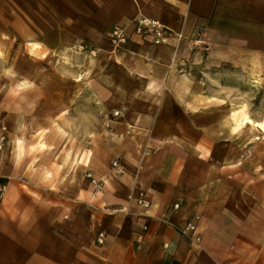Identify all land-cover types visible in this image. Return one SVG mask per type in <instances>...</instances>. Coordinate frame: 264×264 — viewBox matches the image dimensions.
Wrapping results in <instances>:
<instances>
[{"label": "rangeland", "instance_id": "374dc122", "mask_svg": "<svg viewBox=\"0 0 264 264\" xmlns=\"http://www.w3.org/2000/svg\"><path fill=\"white\" fill-rule=\"evenodd\" d=\"M205 32L202 42L141 41L146 53L129 42H37L24 30L0 32V132L7 134L0 152L21 167L29 160L24 178L38 181L33 163L48 153L64 152L83 167L92 146L102 170L118 136L139 140L142 152L166 139L198 156L180 162L205 178L206 196L228 199L242 241L253 236L264 264V129L234 131L232 119L245 110L264 125V42H209ZM120 160L111 158L109 168ZM193 177V189H202Z\"/></svg>", "mask_w": 264, "mask_h": 264}, {"label": "crops", "instance_id": "0c3cea01", "mask_svg": "<svg viewBox=\"0 0 264 264\" xmlns=\"http://www.w3.org/2000/svg\"><path fill=\"white\" fill-rule=\"evenodd\" d=\"M2 4L9 9H0V32L24 30L37 42H110L116 26L142 16L190 39L198 26H205L209 42H264V0H0V8ZM140 42L129 41V46L146 53ZM114 139L105 169H97L92 146L94 158L83 167L64 152L48 153L36 159L41 165L33 163V171L41 172L38 181L24 178L29 160L21 167L11 153L0 152V264H263L252 249L253 236L242 241V223L226 207L228 199L206 196L205 178L189 162H180V156L197 155L179 152L166 139L154 152H142L139 140L124 135ZM114 157H120V164L110 169ZM194 175L202 189L191 186ZM194 216H199V244L181 231ZM143 223L148 230L139 239Z\"/></svg>", "mask_w": 264, "mask_h": 264}, {"label": "built area", "instance_id": "2783aa9c", "mask_svg": "<svg viewBox=\"0 0 264 264\" xmlns=\"http://www.w3.org/2000/svg\"><path fill=\"white\" fill-rule=\"evenodd\" d=\"M204 31L205 26H198L194 37L190 39V42H202ZM108 39L112 45L118 47L132 40L151 41L155 44L172 45L176 42H181L182 40L189 38L186 37L182 31H175L158 19L142 16L135 19L130 25L116 26L110 32ZM6 142L7 134L5 133V128L3 127L0 132V150L4 147ZM114 164L118 165V161L114 162ZM178 207L179 204L174 205V209H177ZM198 220L199 216H194L186 222L184 227L181 228L184 236L194 244H199L201 241V234L198 231ZM141 226L142 234H140L139 239H142L144 237V232L148 230V225L146 223L141 224ZM103 239L104 234H101L98 238V242L102 243Z\"/></svg>", "mask_w": 264, "mask_h": 264}, {"label": "bare ground", "instance_id": "6f19581e", "mask_svg": "<svg viewBox=\"0 0 264 264\" xmlns=\"http://www.w3.org/2000/svg\"><path fill=\"white\" fill-rule=\"evenodd\" d=\"M232 119H233L234 131H238L239 129H242L241 127H243L246 124L256 125L259 126L260 129H264L263 123L253 120L245 110L233 112Z\"/></svg>", "mask_w": 264, "mask_h": 264}]
</instances>
